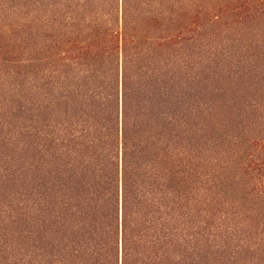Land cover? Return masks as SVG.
Here are the masks:
<instances>
[{"label": "trees", "instance_id": "trees-1", "mask_svg": "<svg viewBox=\"0 0 264 264\" xmlns=\"http://www.w3.org/2000/svg\"><path fill=\"white\" fill-rule=\"evenodd\" d=\"M206 18L189 0H0V264H262L264 136L216 134L245 121L232 77L264 50L223 53Z\"/></svg>", "mask_w": 264, "mask_h": 264}, {"label": "rangeland", "instance_id": "rangeland-1", "mask_svg": "<svg viewBox=\"0 0 264 264\" xmlns=\"http://www.w3.org/2000/svg\"><path fill=\"white\" fill-rule=\"evenodd\" d=\"M241 1L242 0H189V17L201 15L207 17L206 19L211 18V20H213L216 14L220 15V21L217 23L218 27H216V29H213L215 27L209 29L207 32H210V35L208 34L206 39H216V43L221 41L223 45H226V49L223 51L225 54L229 51H234L237 48L236 45L240 46L241 49L239 50L244 52H246L245 50L247 49L264 50V6L262 4L264 0H262V2L261 0H258L259 2H257V0H247L248 4H245L238 12L229 11V9H227V6L236 5ZM200 4L203 6H200ZM210 7H213V10L209 11L208 8ZM237 39H241L243 44L241 45V41ZM247 41L250 44L249 48L243 46ZM198 50L199 49L195 52L197 53ZM224 57L225 56H223V58ZM199 59L200 58H197V61H199ZM242 61L243 64L246 65L243 66L238 73H234L232 80H234V82H238L239 80V83H243V85H240L242 89L249 84L248 89L245 91L242 90L239 92L236 89V92H233V95L238 97L240 104L243 105L242 116L245 118V121L241 123L242 117L240 115L236 121H233V126L229 125L227 128L225 127L222 130H218V134L216 135H221V138L218 139L219 143H226L230 138L233 136L235 138L238 135H240L239 137L244 141V137L247 138V134L250 131L251 124L255 127V135L262 133L264 136V132H261L264 130V69L262 68L264 65H261L263 62H260L258 65V62H256L252 56L248 57V60ZM193 63L194 61L192 60L191 64ZM198 65L201 64L198 63ZM256 69L259 71H255ZM234 72L237 71L234 70ZM250 103H256V105L248 107ZM219 118L224 124H229L231 122L227 116H220ZM242 125H245V128ZM214 132H217V130ZM255 135L253 137H255ZM194 140L197 141L199 145L200 143L203 144V139H200V135H195ZM205 141L207 140L205 139ZM198 150L200 151V147ZM207 155H210V153L207 152ZM259 207L263 208L264 204L259 202L256 203V208ZM198 217L199 215L189 218L190 233H192L190 240L192 241L194 237L198 238L194 239L193 243H190V250L196 253L200 249L201 254L203 242L200 240V218ZM241 257H246V260H239V257H234L236 258L234 259L226 255V253L221 254L217 252L214 253V256L211 258L215 259L218 264H229V261H231L232 264H256L260 260L259 255L255 253L241 255ZM199 260L200 258L196 257L194 264H198ZM261 260L262 264H264V259Z\"/></svg>", "mask_w": 264, "mask_h": 264}]
</instances>
